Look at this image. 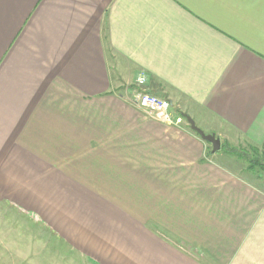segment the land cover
<instances>
[{
  "label": "crops",
  "instance_id": "crops-1",
  "mask_svg": "<svg viewBox=\"0 0 264 264\" xmlns=\"http://www.w3.org/2000/svg\"><path fill=\"white\" fill-rule=\"evenodd\" d=\"M141 71L221 144L264 147V0H0V245L25 227L72 264H264L256 171L129 103Z\"/></svg>",
  "mask_w": 264,
  "mask_h": 264
},
{
  "label": "rangeland",
  "instance_id": "rangeland-1",
  "mask_svg": "<svg viewBox=\"0 0 264 264\" xmlns=\"http://www.w3.org/2000/svg\"><path fill=\"white\" fill-rule=\"evenodd\" d=\"M197 125L201 126L199 128H202V130H205L206 133H208L209 131H207V129H205V127H203L201 125L200 122H197ZM230 135V134H229ZM223 142H227L228 145L230 146V150L235 151L236 153H239L241 155H244V157L249 161L252 159H257L261 165V167L264 166V147L262 146H258V153L256 154L253 149H252V145L250 144L247 140H245L244 138H242L241 136H236L233 133H231V135L229 137H222ZM257 147V146H256ZM226 161L225 163H227L228 165H230L231 168H233L236 171H239V169L242 167H245L246 164L244 165L243 162L241 161H237L233 156H231V158L227 159L226 156L224 158ZM263 169V168H262ZM261 168H259L258 166H256V168L254 169L256 171V173H259L258 175L254 172H246L243 173L244 177L250 179L251 181H253L254 183L264 186V170H262ZM8 212L7 209L3 206H0V218L3 219V217H6L7 219L10 218L8 216ZM1 219V220H2ZM10 221V220H9ZM11 223V222H10ZM13 224L18 225L17 223H13L12 221V228H13ZM0 227L3 230V232L5 231H9V227H5L4 222L0 223ZM8 226L10 224H7ZM19 226V225H18ZM22 227V226H21ZM23 233L21 234V237L24 239L25 237H29L32 236V239L26 238L22 241H19V243H15L12 239H7L6 241L2 240V246L0 245V264H13L14 260H15V256L13 255H9L8 251L4 248V244L7 245V247H14V244H17V246H29L31 245L33 248L37 247V249H41V251L43 252V254L45 256H48V258H52L53 262L56 261H60L62 260L60 254H65L66 258L68 259V262H64L61 264H72L71 260L72 258L74 259V257L72 256V254L70 252H68L67 248L61 244L60 242H58L56 239L53 238H46L45 236H42L43 233L39 231V229L35 230L33 228H28L25 229V227H22ZM13 231V229L11 230ZM10 231V232H11ZM14 232V231H13ZM12 232V233H13ZM12 237L14 236L13 234ZM32 243V244H30ZM53 246V249H52ZM11 251V249H10ZM54 251H58L59 253L54 254ZM29 256H26L25 258H28ZM44 259L46 257H43ZM33 259L36 261V259H40V257H32L31 261H33ZM25 263L23 262V264H28V259L24 260ZM60 264V263H59Z\"/></svg>",
  "mask_w": 264,
  "mask_h": 264
},
{
  "label": "built area",
  "instance_id": "built-area-1",
  "mask_svg": "<svg viewBox=\"0 0 264 264\" xmlns=\"http://www.w3.org/2000/svg\"><path fill=\"white\" fill-rule=\"evenodd\" d=\"M148 76L143 71L139 72L133 88L127 91L125 99L134 106L142 109L148 116L166 125H180L184 118L180 114H174L168 98L155 95L146 88Z\"/></svg>",
  "mask_w": 264,
  "mask_h": 264
},
{
  "label": "water",
  "instance_id": "water-1",
  "mask_svg": "<svg viewBox=\"0 0 264 264\" xmlns=\"http://www.w3.org/2000/svg\"><path fill=\"white\" fill-rule=\"evenodd\" d=\"M190 128L195 131L202 140L209 143L211 146V152L214 153L220 149V139L213 133H205L201 128H199L195 121L187 114H183Z\"/></svg>",
  "mask_w": 264,
  "mask_h": 264
},
{
  "label": "trees",
  "instance_id": "trees-1",
  "mask_svg": "<svg viewBox=\"0 0 264 264\" xmlns=\"http://www.w3.org/2000/svg\"><path fill=\"white\" fill-rule=\"evenodd\" d=\"M251 147H252L253 151L257 154L259 151L258 146L256 147V145H252ZM219 151H223L224 153H227L228 155L233 156L237 161L243 162L244 165L246 164L245 168L248 170L253 171L256 168V166H258L261 169L262 168L264 169V166L261 167V165L257 159H252L249 161V159L247 160L244 157V155H241L239 153H236L235 151L230 150V146L228 145L227 142H223L221 144Z\"/></svg>",
  "mask_w": 264,
  "mask_h": 264
}]
</instances>
